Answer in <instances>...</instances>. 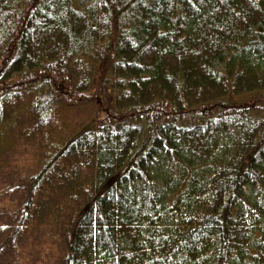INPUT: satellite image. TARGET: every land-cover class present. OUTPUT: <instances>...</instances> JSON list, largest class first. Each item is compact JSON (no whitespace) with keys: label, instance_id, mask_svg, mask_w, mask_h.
I'll list each match as a JSON object with an SVG mask.
<instances>
[{"label":"trees","instance_id":"1","mask_svg":"<svg viewBox=\"0 0 264 264\" xmlns=\"http://www.w3.org/2000/svg\"><path fill=\"white\" fill-rule=\"evenodd\" d=\"M16 126L14 264L51 198L60 264H264V0H0L1 158Z\"/></svg>","mask_w":264,"mask_h":264},{"label":"rangeland","instance_id":"2","mask_svg":"<svg viewBox=\"0 0 264 264\" xmlns=\"http://www.w3.org/2000/svg\"><path fill=\"white\" fill-rule=\"evenodd\" d=\"M74 113L75 114H70L69 118L65 119V126L67 129L70 127V124L71 126L73 125L76 128H80V126L87 121L91 112L80 111ZM13 130L16 134L15 137L17 142H15L14 145L9 146L11 148L9 149L8 147L5 155L2 158L0 157V179L1 172L4 170L37 169L36 162L34 160L33 154L31 153V150L34 148V139L26 134L25 126H16ZM5 143H9L8 140H5ZM1 165H4L3 169ZM66 192V188H61L60 190L58 189L56 197L60 198L61 195L65 194ZM13 199L15 200V195L10 198L12 201ZM54 200L55 198H51L46 204L43 205V215L41 218L39 217L35 229L28 234V241L24 244L21 243L19 246V251L16 250V253L21 255L20 264H60V259L57 254V247L51 242L50 238L48 239V225L53 214L51 213V209ZM4 204L7 206V202L4 201ZM15 261L16 255H14L13 250H6L0 254V264H14Z\"/></svg>","mask_w":264,"mask_h":264}]
</instances>
